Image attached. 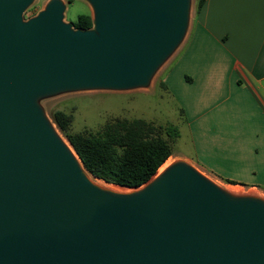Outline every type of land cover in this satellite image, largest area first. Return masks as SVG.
Wrapping results in <instances>:
<instances>
[{
  "label": "water",
  "instance_id": "obj_1",
  "mask_svg": "<svg viewBox=\"0 0 264 264\" xmlns=\"http://www.w3.org/2000/svg\"><path fill=\"white\" fill-rule=\"evenodd\" d=\"M0 0V264H264V198L231 195L178 159L127 191L92 183L39 104L147 87L189 24L190 0ZM119 186V185H118Z\"/></svg>",
  "mask_w": 264,
  "mask_h": 264
},
{
  "label": "crops",
  "instance_id": "obj_2",
  "mask_svg": "<svg viewBox=\"0 0 264 264\" xmlns=\"http://www.w3.org/2000/svg\"><path fill=\"white\" fill-rule=\"evenodd\" d=\"M161 77L179 107L182 156L264 190V0H203Z\"/></svg>",
  "mask_w": 264,
  "mask_h": 264
},
{
  "label": "rangeland",
  "instance_id": "obj_3",
  "mask_svg": "<svg viewBox=\"0 0 264 264\" xmlns=\"http://www.w3.org/2000/svg\"><path fill=\"white\" fill-rule=\"evenodd\" d=\"M63 1L66 3L63 19L71 23V25L79 14L87 13L90 16L92 15L91 7L85 0ZM46 2L47 0H33L24 11V18L34 15ZM196 3L197 0H190L189 18H192L195 13ZM72 27L75 28L73 25ZM187 32L188 29L181 43L154 72L147 87L129 90L95 89L66 91L40 98L39 104L62 140L70 146L66 133L52 121L51 115L56 110L62 111L71 117L67 133L72 134L96 133L102 129L106 122L115 118H143L157 126L163 127L171 124V122L177 124L181 120L178 104L165 90L161 77L175 61L174 59L186 39ZM163 136H165L164 132ZM181 136L182 139H176L171 144L172 152L168 157L169 159L185 160L215 182L225 185H237L243 190L255 191L264 197V190L260 188L226 183L184 158L182 154H185L187 151V143L183 141L185 132L182 128Z\"/></svg>",
  "mask_w": 264,
  "mask_h": 264
},
{
  "label": "trees",
  "instance_id": "obj_4",
  "mask_svg": "<svg viewBox=\"0 0 264 264\" xmlns=\"http://www.w3.org/2000/svg\"><path fill=\"white\" fill-rule=\"evenodd\" d=\"M202 2L197 0L195 11ZM92 23L91 16L82 13L72 25L77 29H88ZM51 116L66 133L70 146L91 176L125 187L139 186L154 175L171 155V144L178 137L175 125L157 126L143 118H115L96 133L72 134L67 133L71 120L68 114L56 110Z\"/></svg>",
  "mask_w": 264,
  "mask_h": 264
},
{
  "label": "bare ground",
  "instance_id": "obj_5",
  "mask_svg": "<svg viewBox=\"0 0 264 264\" xmlns=\"http://www.w3.org/2000/svg\"><path fill=\"white\" fill-rule=\"evenodd\" d=\"M72 151V148H70ZM72 153L75 155V153L72 151ZM76 156V155H75ZM177 159H166L157 169L155 176H157L159 173H161L165 168H167L170 164H172L174 161H176ZM194 166V165H193ZM195 167V166H194ZM199 170V169H198ZM202 173V172H201ZM87 178L94 184L99 185L101 187H106V188H110V189H114V190H118V191H127L129 190V188L125 187V186H118L115 184H110L107 183L101 179L95 178L93 176H91L88 172H85ZM204 176H206L204 173H202ZM213 183H215L218 187H220L221 189H223L224 191H226L227 193L231 194V195H251V196H256V197H260V198H264L262 195H260L259 193L255 192V191H251V190H243L240 187H238L237 185H225V184H221L219 182H215L213 181Z\"/></svg>",
  "mask_w": 264,
  "mask_h": 264
}]
</instances>
